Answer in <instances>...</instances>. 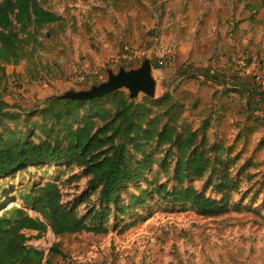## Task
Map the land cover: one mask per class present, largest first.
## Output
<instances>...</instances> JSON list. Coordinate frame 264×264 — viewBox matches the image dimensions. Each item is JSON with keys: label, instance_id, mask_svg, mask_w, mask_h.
I'll return each instance as SVG.
<instances>
[{"label": "rangeland", "instance_id": "rangeland-1", "mask_svg": "<svg viewBox=\"0 0 264 264\" xmlns=\"http://www.w3.org/2000/svg\"><path fill=\"white\" fill-rule=\"evenodd\" d=\"M42 1L63 21L40 30L42 47L33 63L22 61L5 66L1 96L9 111L0 127L7 132L14 130L21 139H44L37 113H27L38 108L46 95L62 92L68 85L88 89L107 79L106 70L137 68L151 54L153 69L158 73L152 98L177 87L174 98L188 105L193 95L200 105L192 111L187 106L188 122L195 128L208 118V143L222 139L225 145L244 151L243 157H250L255 166L239 172L244 158L230 165L231 177L241 180V193L233 191L232 201L247 206L245 209L201 216L188 207L183 209L154 198L134 212H143V222L136 221L137 225L126 230L121 227L124 215L118 214L108 222L111 224L105 234L56 237L48 230L41 238L30 239L27 245L43 252L41 264H264L263 91L258 90L251 72H241L239 68L240 61L253 67L264 59L262 4L257 0ZM251 2L259 6L258 10L245 7ZM239 19L241 30L231 29L235 37L226 42L221 36L226 31L222 27L226 21L234 24ZM224 47L228 53L222 56ZM74 67L78 76L74 75ZM27 69L34 73L29 74ZM187 74L195 77L188 82L181 79ZM224 80L233 81L241 86L240 90L230 84L222 93L226 97L216 100L214 93L219 94L221 87L216 88L215 83ZM176 83L178 86H174ZM144 96L138 95L137 101ZM9 115L15 117L14 122ZM0 134L4 137L2 129ZM157 173L161 182L173 178L153 166L150 174ZM207 178L194 179L192 184L216 196L212 188H204L216 177ZM46 180L60 186L64 202L77 203L78 211L86 212L89 202L79 201V196L85 192L87 179L76 167L45 165L18 171L12 178L0 181V191L4 185L8 192L16 194ZM140 185L145 188L144 182ZM134 191L131 185L128 193ZM5 204L7 208L17 203L9 198ZM130 213L131 217L135 215ZM29 214L37 216L32 211ZM32 234L26 232L27 236ZM56 242L58 252L51 250Z\"/></svg>", "mask_w": 264, "mask_h": 264}, {"label": "trees", "instance_id": "trees-1", "mask_svg": "<svg viewBox=\"0 0 264 264\" xmlns=\"http://www.w3.org/2000/svg\"><path fill=\"white\" fill-rule=\"evenodd\" d=\"M257 2L264 10V0ZM245 7L256 11L259 6L251 2ZM240 20L230 24V28L241 30ZM62 21L63 18L42 0L0 2V125L9 111V105L1 96L5 66L19 65L22 61L33 63L42 47L40 30ZM234 31L229 33L233 38ZM224 39L226 41V37ZM27 70L29 74L34 73ZM194 77L187 74L181 79L188 82ZM215 84L216 88L221 87L219 94L214 93L216 100L226 97L222 93L227 91L228 85H234L237 90L241 87L225 80ZM176 88L157 98L144 96L140 101H130L122 89L92 101L48 99L27 113H37L38 126L45 136L37 142L32 138L21 139L14 130L7 132L0 127L4 131V137L0 134V181L38 166L76 167L87 179L79 201L89 202L86 212H79L77 203L64 202L60 186L50 180L34 183L16 194L2 185L0 264H41L43 252L28 246L27 242L41 238L48 230L56 237L83 233L101 235L109 231L111 223L108 222L118 214L124 215L121 227L126 230L136 221L143 222L140 219L143 212H134L154 198L183 209L188 207L201 216L247 208L232 201L233 191L241 193V180L231 177L230 165L244 158L239 168L242 172L255 163L250 157H243L244 151H236L222 139L208 143L209 119L194 128L186 115L187 106L192 111L200 101L193 95L188 105L176 100L173 96ZM8 119L15 121L11 115ZM153 166L173 178L161 182L159 173L150 174ZM204 177H216L204 187L212 188L216 196L193 186L194 179ZM73 178L78 180V177ZM142 182L145 188L141 187ZM131 185L135 191L128 193ZM9 198L17 204L6 208L4 205ZM30 211L37 216L30 215ZM130 212L135 215L129 216ZM26 232L33 234L27 236ZM58 246V242L54 243L51 250L58 252Z\"/></svg>", "mask_w": 264, "mask_h": 264}, {"label": "water", "instance_id": "water-1", "mask_svg": "<svg viewBox=\"0 0 264 264\" xmlns=\"http://www.w3.org/2000/svg\"><path fill=\"white\" fill-rule=\"evenodd\" d=\"M106 73V80L93 84L88 89L77 90L76 87L68 85L62 92L46 95L42 102L51 98L63 101H92L119 89L127 90L130 101L137 99L140 94L151 98L155 96L158 73L153 69L151 54H147L137 68L126 69L120 66L117 72L108 69Z\"/></svg>", "mask_w": 264, "mask_h": 264}, {"label": "built area", "instance_id": "built-area-1", "mask_svg": "<svg viewBox=\"0 0 264 264\" xmlns=\"http://www.w3.org/2000/svg\"><path fill=\"white\" fill-rule=\"evenodd\" d=\"M239 68L241 72H251L254 76V80L258 83L256 86L258 90H262L261 98L264 100V60L258 64L256 67H249L244 62H239ZM73 72L75 76H78V69L76 67L73 68Z\"/></svg>", "mask_w": 264, "mask_h": 264}, {"label": "crops", "instance_id": "crops-1", "mask_svg": "<svg viewBox=\"0 0 264 264\" xmlns=\"http://www.w3.org/2000/svg\"><path fill=\"white\" fill-rule=\"evenodd\" d=\"M231 24V22H225V26H223L222 28H225V32L221 35L222 37H226V42H229V41H231V39H230V34H228V32H230V30H231V28H230V25ZM240 40H238V42H239ZM196 49H198V47L196 48ZM226 53H228V49L227 48H224L222 51H221V55L223 56V55H226ZM226 60L228 61L230 58H229V55H227L226 57ZM226 61V62H227ZM153 63V62H152ZM220 65H223V64H220ZM253 67H256L255 65L253 66Z\"/></svg>", "mask_w": 264, "mask_h": 264}]
</instances>
